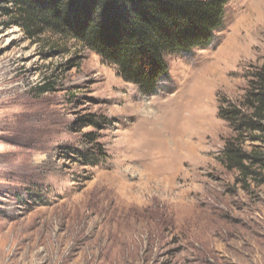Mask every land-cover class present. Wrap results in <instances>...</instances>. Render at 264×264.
<instances>
[{
  "label": "rangeland",
  "instance_id": "374dc122",
  "mask_svg": "<svg viewBox=\"0 0 264 264\" xmlns=\"http://www.w3.org/2000/svg\"><path fill=\"white\" fill-rule=\"evenodd\" d=\"M8 8L0 264H264V184L225 167L235 133L218 115L264 62V0H229L213 44L169 55L151 95L69 36H29ZM160 117L177 120L170 142Z\"/></svg>",
  "mask_w": 264,
  "mask_h": 264
},
{
  "label": "trees",
  "instance_id": "16d2710c",
  "mask_svg": "<svg viewBox=\"0 0 264 264\" xmlns=\"http://www.w3.org/2000/svg\"><path fill=\"white\" fill-rule=\"evenodd\" d=\"M31 37L69 36L117 67L121 77L151 95L169 77L167 57L213 44L229 0H4ZM242 100H219L218 115L235 135L222 151L239 182L264 184V62L249 72ZM50 87L37 88L45 93ZM260 145L248 150L247 141Z\"/></svg>",
  "mask_w": 264,
  "mask_h": 264
},
{
  "label": "bare ground",
  "instance_id": "6f19581e",
  "mask_svg": "<svg viewBox=\"0 0 264 264\" xmlns=\"http://www.w3.org/2000/svg\"><path fill=\"white\" fill-rule=\"evenodd\" d=\"M227 59H228V57H227ZM211 73H212V75H215L216 74V72L215 71H211ZM168 116V115H167ZM169 117V116H168ZM168 117H160V118H158V121H157V123H156V125H157V127H160V128H162L163 129V132H164V134H165V136H164V134H163V136H164V138L166 139V141H171L172 140V137H173V135L175 134V131H169L170 129H173V126L174 125H176V123H177V120L176 121H173V122H171L170 120H168ZM172 124H171V123ZM172 127V128H171ZM177 133V132H176ZM175 141V140H174ZM178 145V144H177ZM182 146H183V144H182ZM182 146H179V148H177L176 150H180L181 151V149H183L184 147H182ZM174 154V151H172V155Z\"/></svg>",
  "mask_w": 264,
  "mask_h": 264
}]
</instances>
